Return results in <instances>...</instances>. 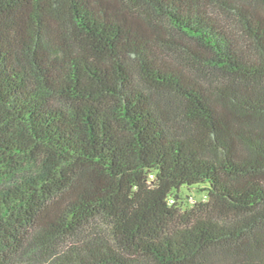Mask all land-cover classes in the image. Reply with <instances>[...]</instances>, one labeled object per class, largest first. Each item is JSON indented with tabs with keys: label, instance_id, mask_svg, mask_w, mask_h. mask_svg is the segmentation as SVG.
I'll list each match as a JSON object with an SVG mask.
<instances>
[{
	"label": "trees",
	"instance_id": "trees-1",
	"mask_svg": "<svg viewBox=\"0 0 264 264\" xmlns=\"http://www.w3.org/2000/svg\"><path fill=\"white\" fill-rule=\"evenodd\" d=\"M17 256L264 264V0H0Z\"/></svg>",
	"mask_w": 264,
	"mask_h": 264
},
{
	"label": "rangeland",
	"instance_id": "rangeland-1",
	"mask_svg": "<svg viewBox=\"0 0 264 264\" xmlns=\"http://www.w3.org/2000/svg\"><path fill=\"white\" fill-rule=\"evenodd\" d=\"M180 193L182 197L187 200L189 195L194 196L193 199H204L205 193L201 192L198 190V188L192 187L191 190L187 189L185 187L180 188ZM191 198V197H190ZM15 264H38V259L35 256H26V257H21L17 256L16 259L14 260Z\"/></svg>",
	"mask_w": 264,
	"mask_h": 264
}]
</instances>
